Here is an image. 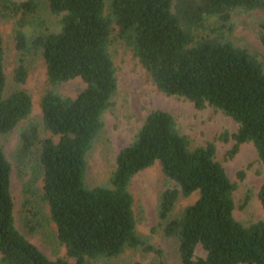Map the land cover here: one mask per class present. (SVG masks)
Returning a JSON list of instances; mask_svg holds the SVG:
<instances>
[{"label": "trees", "instance_id": "obj_1", "mask_svg": "<svg viewBox=\"0 0 264 264\" xmlns=\"http://www.w3.org/2000/svg\"><path fill=\"white\" fill-rule=\"evenodd\" d=\"M54 21L42 16L41 0H0V21L11 22L18 53L12 74L5 71L0 30V264H89L118 256L125 249L159 253L137 229L132 177L159 161L172 186L159 198L165 237L178 244L183 264H264V220L249 224L234 215L233 182L216 159V144L191 147L175 117L155 109L116 158L109 185L86 182L87 155L102 132L104 113L114 106L117 67L109 46L115 38L133 50L156 87L166 95L208 106L233 118L228 152L252 142L264 163V59L236 44L228 33L237 10L264 12V0H44ZM217 20L210 23L211 19ZM259 37L264 45V23ZM45 67L47 87L37 121L22 127L12 158L20 173L33 171L27 192L40 190L66 248L65 257L49 258L28 238L40 226L38 212H19L16 225L11 190L13 162L1 143L32 113L25 84ZM76 80V94L59 86ZM243 177V173H240ZM41 180L40 189H36ZM197 199L174 215L181 198ZM264 209V182L259 193ZM250 199L246 195L242 207ZM201 245L205 256H196ZM135 264H141L139 262Z\"/></svg>", "mask_w": 264, "mask_h": 264}, {"label": "rangeland", "instance_id": "obj_2", "mask_svg": "<svg viewBox=\"0 0 264 264\" xmlns=\"http://www.w3.org/2000/svg\"><path fill=\"white\" fill-rule=\"evenodd\" d=\"M40 12L48 21L55 20L44 0H41ZM216 22L217 20L212 18L210 23ZM262 23H264L263 11L237 10L232 15L229 38L236 44L258 53L261 59H264V45L259 37ZM113 27L115 31L109 50L117 67L118 89L113 97L115 103L113 108L104 113V128L87 155V184L90 186L109 185L119 151L132 141L148 113L155 109H163L175 117L180 131L188 136L191 147L204 146L207 142L214 141L216 159L225 167L230 179L237 184L233 193L236 204L235 217L244 224L264 220V209L258 196L264 182V163L255 145L252 142L243 143L238 152L230 156L228 152L234 144L233 139L225 141L219 136L225 131L235 132L238 127L236 121L212 106L199 110L188 99L161 92L152 82L133 50L115 38L117 26ZM0 30L4 38L5 71L10 77L18 58L11 22L0 21ZM34 66L35 70L25 84L33 98L31 116L28 120L21 121L18 127L1 139L6 154L13 162L11 190L17 218L16 225L22 229L18 220L20 211L26 208L37 210L40 226L35 234L28 235L29 240L49 258L65 257L71 260L65 246L57 238L56 224L50 216L48 206L41 202L40 190H37L39 191L37 194L26 191V187L32 182L33 171L28 169L24 174L20 173L12 158L22 127L27 126L31 121H37L41 113L40 97L47 87V79L42 62H34ZM76 82V80L68 81L61 84L58 89L64 95L74 96ZM240 173H243V177ZM172 184L164 177L160 162L157 161L135 174L129 185L134 198L137 229L150 244L159 250V253L155 251L145 253L141 250L127 248L115 257L90 259L89 264H135L137 262L141 264H183L179 257L178 244L174 239L163 235L159 218L160 193ZM40 186L41 180H38L35 188L40 189ZM246 195H249L250 199L247 205L242 207ZM197 197L198 193H194L189 197L181 198L173 214H179ZM195 255L205 256L201 245L196 247Z\"/></svg>", "mask_w": 264, "mask_h": 264}]
</instances>
